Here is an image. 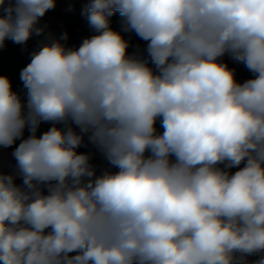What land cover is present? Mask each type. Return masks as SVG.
I'll return each instance as SVG.
<instances>
[{
  "label": "clouds",
  "instance_id": "1",
  "mask_svg": "<svg viewBox=\"0 0 264 264\" xmlns=\"http://www.w3.org/2000/svg\"><path fill=\"white\" fill-rule=\"evenodd\" d=\"M55 7L0 0V49L43 35ZM82 14L96 34L68 47L49 32L23 96L0 76V149L16 145L0 264H264V0H90ZM226 54L253 78L237 82ZM89 145L118 171L97 175Z\"/></svg>",
  "mask_w": 264,
  "mask_h": 264
},
{
  "label": "trees",
  "instance_id": "2",
  "mask_svg": "<svg viewBox=\"0 0 264 264\" xmlns=\"http://www.w3.org/2000/svg\"><path fill=\"white\" fill-rule=\"evenodd\" d=\"M73 11L69 13L66 17L61 18V25L64 33L68 34V39L65 41L66 46L68 47H79L82 43L83 39L89 38L96 34L95 30L90 27L86 17L82 14L83 9L90 2V0H70ZM111 27L120 31L124 36L125 40L129 43L128 54L134 55L137 54L140 50L146 47V42L141 40L134 32H123L121 26V17L119 13H115L111 18ZM23 44H15L11 40L6 41L5 46L0 49V76H8L11 79L12 90L14 92L19 93L21 96L24 95V89L22 82L20 80V72L21 70L30 63L31 59L25 60L23 51ZM222 62L226 63L229 68L235 70L236 77H243L246 80L253 78V73L249 70L244 69L238 63H229L225 57L221 58ZM151 66V65H150ZM51 122H46L40 124L36 135L40 136L45 131L49 130L52 127ZM58 127H63V125H57ZM156 132L160 134L163 132V127L161 125V121L158 119L156 122ZM30 135L29 130L26 128L24 130V138H27ZM19 141L17 142V144ZM6 149L7 151H13L14 147ZM78 153H93V158L91 163L97 169V175L100 172H103L105 169H109L112 172L118 171V169L112 167L102 156V154L95 149L93 146L89 145L88 147H81L77 149ZM174 159V158H173ZM230 171V169H229ZM15 183L18 186L23 184V181ZM249 258H259L258 256H249Z\"/></svg>",
  "mask_w": 264,
  "mask_h": 264
},
{
  "label": "crops",
  "instance_id": "3",
  "mask_svg": "<svg viewBox=\"0 0 264 264\" xmlns=\"http://www.w3.org/2000/svg\"><path fill=\"white\" fill-rule=\"evenodd\" d=\"M79 1H81V0H79ZM62 6H65L66 8H68L66 14L60 13L59 9ZM72 11H73L72 4L68 3V5H67L64 0H60L59 2H56V7L52 10H49L45 14V16L43 18H41L40 24L41 25L46 24L48 26L46 29V32L40 36L33 35L25 44H23L22 51H23L24 58L27 59V57H28V60L32 58V54L35 51L39 50V47L41 46V44L47 42L46 37H47V34L49 32H51L55 37L59 38V36L64 33L60 19L66 17ZM62 43L65 44V41H62ZM224 57L229 63H238L244 69L248 70L242 62H238V61L232 59L231 56L226 54ZM236 80L239 83H243L244 81H246V79L243 77H236ZM221 167H223V165H221ZM239 167H243V164H241ZM237 170H239L238 167L232 168V169H230V173L234 174V172Z\"/></svg>",
  "mask_w": 264,
  "mask_h": 264
},
{
  "label": "rangeland",
  "instance_id": "4",
  "mask_svg": "<svg viewBox=\"0 0 264 264\" xmlns=\"http://www.w3.org/2000/svg\"><path fill=\"white\" fill-rule=\"evenodd\" d=\"M59 1L60 0H56V2H59ZM64 1L66 2L67 5L68 3L71 4L70 0H64ZM59 10H60V13L66 14L68 8H66L65 6H62ZM25 60H28V57ZM43 123H46V122H42L41 124ZM11 152L12 151H7L6 149H0V171H2L5 174H11L14 171L15 161L11 156ZM21 180L22 178L19 176H17L15 179L16 182H20ZM44 194H47L46 188L44 189ZM248 259L255 260L257 258H248Z\"/></svg>",
  "mask_w": 264,
  "mask_h": 264
}]
</instances>
